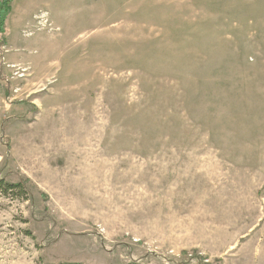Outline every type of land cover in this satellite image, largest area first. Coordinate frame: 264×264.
<instances>
[{
	"label": "rangeland",
	"instance_id": "rangeland-1",
	"mask_svg": "<svg viewBox=\"0 0 264 264\" xmlns=\"http://www.w3.org/2000/svg\"><path fill=\"white\" fill-rule=\"evenodd\" d=\"M0 179V264H264V0H16Z\"/></svg>",
	"mask_w": 264,
	"mask_h": 264
},
{
	"label": "trees",
	"instance_id": "trees-1",
	"mask_svg": "<svg viewBox=\"0 0 264 264\" xmlns=\"http://www.w3.org/2000/svg\"><path fill=\"white\" fill-rule=\"evenodd\" d=\"M16 0H0V32L4 33L6 28V20L11 14ZM9 191H19L31 199L30 191L24 182H8L4 179H0V192L8 193ZM66 264H82V263H66ZM131 264H144L140 262H134Z\"/></svg>",
	"mask_w": 264,
	"mask_h": 264
},
{
	"label": "bare ground",
	"instance_id": "bare-ground-1",
	"mask_svg": "<svg viewBox=\"0 0 264 264\" xmlns=\"http://www.w3.org/2000/svg\"><path fill=\"white\" fill-rule=\"evenodd\" d=\"M45 22V24L47 23L48 24V22H47V20L46 21H44ZM44 27L46 26V25H43Z\"/></svg>",
	"mask_w": 264,
	"mask_h": 264
}]
</instances>
